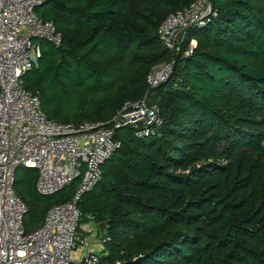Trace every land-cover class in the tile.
I'll list each match as a JSON object with an SVG mask.
<instances>
[{
	"label": "trees",
	"instance_id": "obj_1",
	"mask_svg": "<svg viewBox=\"0 0 264 264\" xmlns=\"http://www.w3.org/2000/svg\"><path fill=\"white\" fill-rule=\"evenodd\" d=\"M192 1L45 0L35 8L62 41H39V65L23 83L51 121L108 126L145 95L157 59L173 65L152 90L159 102H150L163 126L142 139L118 130L120 149L77 205L81 223L90 215L105 225L100 264H264V0H209L210 14L171 53L159 26ZM36 179L35 169H16L27 232L79 183L41 196Z\"/></svg>",
	"mask_w": 264,
	"mask_h": 264
},
{
	"label": "built area",
	"instance_id": "obj_2",
	"mask_svg": "<svg viewBox=\"0 0 264 264\" xmlns=\"http://www.w3.org/2000/svg\"><path fill=\"white\" fill-rule=\"evenodd\" d=\"M44 1L0 0V264H100L101 251L88 243V238L97 243L98 228L90 215L82 225L77 205L120 149L116 131L129 128L135 138L142 139L162 127L163 120L148 97L169 79L173 65L149 71L144 97L125 104L108 126L51 121L41 110L38 95L27 91L23 83L26 73L39 65V41L56 47L62 41L53 23L35 13ZM205 3H191L162 21L158 35L165 49L179 52L183 32L210 14L209 2L202 13ZM192 42L185 57L193 52ZM19 166L36 170L35 189L41 196H51L79 180L70 200L52 206L42 226L30 232L23 225L26 206L14 190Z\"/></svg>",
	"mask_w": 264,
	"mask_h": 264
},
{
	"label": "rangeland",
	"instance_id": "obj_3",
	"mask_svg": "<svg viewBox=\"0 0 264 264\" xmlns=\"http://www.w3.org/2000/svg\"><path fill=\"white\" fill-rule=\"evenodd\" d=\"M198 1H202V0H193L191 3H194V2H198ZM190 3V4H191ZM207 8H208V0H206V3L203 5V11H202V13H206L207 12ZM169 15V14H168ZM194 41V40H193ZM192 44H196V42L194 41V42H192ZM158 53V52H157ZM171 55V54H170ZM163 57H160L159 59H157V62H155V64L153 65L152 64V66H151V69H150V71L151 70H159V69H161V68H163L165 65H167L168 63H169V61H167V58L166 59H162ZM157 63V64H156ZM172 75V74H171ZM144 97V96H143ZM142 97V98H143ZM142 98H140V99H138V100H141ZM153 101H155L156 103L157 102H159V98L157 97V94H154L153 95V92H151V95H150V98H149V102H153ZM127 103H129V102H127ZM127 103H125V104H127ZM159 108V107H158ZM255 119H257V120H261V119H263L261 116H258L257 114H255V117H254ZM31 219H30V217L27 219V221H30ZM82 225H84L85 226V224H83L82 223ZM93 238H90V240H89V238H88V243H90L91 242V240H92ZM94 239H96L97 240V247L95 248V250L96 251H101L102 249H103V246H102V244H101V240H103L101 237H100V235H99V233L97 234V236H96V238H94Z\"/></svg>",
	"mask_w": 264,
	"mask_h": 264
},
{
	"label": "water",
	"instance_id": "obj_4",
	"mask_svg": "<svg viewBox=\"0 0 264 264\" xmlns=\"http://www.w3.org/2000/svg\"><path fill=\"white\" fill-rule=\"evenodd\" d=\"M58 50H59V48H58ZM104 228H105V225H104V224H100V225L98 226V230H99V233H100V237H101L102 239L105 238V230H104Z\"/></svg>",
	"mask_w": 264,
	"mask_h": 264
},
{
	"label": "crops",
	"instance_id": "obj_5",
	"mask_svg": "<svg viewBox=\"0 0 264 264\" xmlns=\"http://www.w3.org/2000/svg\"><path fill=\"white\" fill-rule=\"evenodd\" d=\"M97 245H98L97 243H93V242H90V243H89V247H91V249H93V250H95V248L97 247ZM102 250H103V249H102ZM102 250H101V251H102Z\"/></svg>",
	"mask_w": 264,
	"mask_h": 264
},
{
	"label": "bare ground",
	"instance_id": "obj_6",
	"mask_svg": "<svg viewBox=\"0 0 264 264\" xmlns=\"http://www.w3.org/2000/svg\"><path fill=\"white\" fill-rule=\"evenodd\" d=\"M210 10H211V8H210ZM172 71H173V69H172ZM169 78H170V77H169ZM165 82H166V81H165ZM163 83H164V82H163ZM159 86H160V85H159ZM159 86H158V87H159ZM151 92H152V91H151ZM151 92H150V95H151ZM150 95H149V97H148V100H149V98H150ZM110 124H111V122H110L108 125H110ZM162 126H163V125H162ZM122 129H123V128H122ZM159 129H160V128H159ZM159 129H158V130H159ZM120 130H121V129H120ZM116 132H117V131H116ZM66 187H67V186H66ZM59 192H60V191H59Z\"/></svg>",
	"mask_w": 264,
	"mask_h": 264
}]
</instances>
